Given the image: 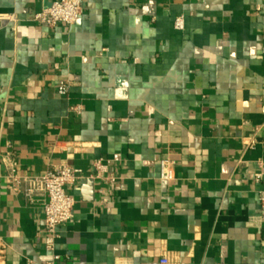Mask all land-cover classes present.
I'll list each match as a JSON object with an SVG mask.
<instances>
[{"label":"crops","instance_id":"obj_1","mask_svg":"<svg viewBox=\"0 0 264 264\" xmlns=\"http://www.w3.org/2000/svg\"><path fill=\"white\" fill-rule=\"evenodd\" d=\"M55 1L0 0V264L51 246L59 264H264V1L84 0L72 27L36 22ZM65 165L74 219L51 235L45 194L10 177Z\"/></svg>","mask_w":264,"mask_h":264},{"label":"built area","instance_id":"obj_2","mask_svg":"<svg viewBox=\"0 0 264 264\" xmlns=\"http://www.w3.org/2000/svg\"><path fill=\"white\" fill-rule=\"evenodd\" d=\"M264 1V0H259ZM84 0H57L49 7L43 9L35 15L34 20L48 27L55 28L58 26L72 27L78 23L83 15ZM0 19H14L13 16L0 15ZM174 28L177 31L185 30L184 17H178L175 20ZM59 94L61 96H69L70 85L64 81L59 86ZM73 112L81 113V106L72 108ZM114 161H119V156H114ZM173 163L168 160H162L160 163L161 179L170 181L174 178ZM96 178L104 180L108 173V166L102 160L95 163ZM261 172L256 176V182L260 183L264 175V163L260 164ZM80 171L70 166H62L54 171L47 173L41 177H20L12 175L10 177L15 192L20 193L24 189V195L32 199L36 193L42 192L46 196L43 206L45 225L47 232L55 235L57 229L61 226L69 224L74 219L75 199L67 193V188L74 185L78 180ZM109 180V179H108ZM261 206L264 211V196L260 198ZM52 254L46 257L40 264H59L61 257L53 252V247L49 248ZM28 264H36L32 261ZM161 264H168V260H163Z\"/></svg>","mask_w":264,"mask_h":264}]
</instances>
